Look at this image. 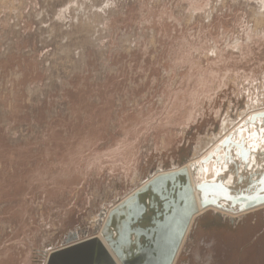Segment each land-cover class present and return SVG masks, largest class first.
Instances as JSON below:
<instances>
[{"label": "rangeland", "instance_id": "374dc122", "mask_svg": "<svg viewBox=\"0 0 264 264\" xmlns=\"http://www.w3.org/2000/svg\"><path fill=\"white\" fill-rule=\"evenodd\" d=\"M258 6L0 0V264L94 236L151 176L264 110ZM214 208L198 205L177 264H264V204Z\"/></svg>", "mask_w": 264, "mask_h": 264}, {"label": "water", "instance_id": "95a60500", "mask_svg": "<svg viewBox=\"0 0 264 264\" xmlns=\"http://www.w3.org/2000/svg\"><path fill=\"white\" fill-rule=\"evenodd\" d=\"M195 212L186 170L157 174L109 211L102 241L72 236L46 264H173Z\"/></svg>", "mask_w": 264, "mask_h": 264}, {"label": "bare ground", "instance_id": "6f19581e", "mask_svg": "<svg viewBox=\"0 0 264 264\" xmlns=\"http://www.w3.org/2000/svg\"><path fill=\"white\" fill-rule=\"evenodd\" d=\"M259 3L260 6L258 7L262 8L263 11L264 0H259ZM260 8H258V10ZM259 13L261 14V11ZM249 111L252 112L251 110ZM242 115L243 114L240 113L239 116L241 117ZM250 117L252 118L251 120H249ZM262 118H264V110L253 112L245 117L244 120L236 127L229 131L227 130V126L223 125L221 131L218 134V143H213V145L215 144L214 146H212L211 138L209 140L204 139L205 141H203L201 145L197 146L198 148L195 151L193 159L189 161L190 163L188 167L186 169L184 168L189 177L193 199L196 205V212L198 211V205H200V207L213 206L215 208L221 209L224 216L231 217L230 214L233 215V213L236 212H242L243 214L244 211L248 209L264 204V190H262L264 189V186H262L260 183L261 179H264V168L259 166L261 163H264V155L256 153L255 155L257 157V165L250 168L245 164L244 160L239 157L241 149L238 148L235 143V141L240 140L241 137L247 139L250 133L258 134V130L261 127H264V119ZM237 122L238 121H236V124ZM252 142V140H248L249 144ZM210 145L212 148H210ZM260 146L264 147V144H261ZM200 149H203V152L205 150V154L202 152L199 153L198 151ZM226 156L228 158V163L224 164ZM183 165L184 164L177 167L174 171L182 169ZM161 173L163 174L165 172H160V174ZM142 186L140 185L139 187ZM223 201L224 203L222 205L221 202ZM230 211L233 213H230ZM205 214L207 217L211 216L209 211H207ZM92 222L96 225L95 218ZM198 229L194 230L197 231ZM100 230L101 229H99L97 233L92 236V238L102 241ZM191 234H193V232ZM263 238L264 235H261L256 241L257 245L261 242L260 247L264 246ZM201 239L202 238L198 239V244L202 242H199ZM204 242L205 241L203 239V243ZM211 242H213V240H211ZM52 254H50L48 258ZM179 260L180 253H177L173 264H177V261Z\"/></svg>", "mask_w": 264, "mask_h": 264}, {"label": "snow or ice", "instance_id": "6c2138e0", "mask_svg": "<svg viewBox=\"0 0 264 264\" xmlns=\"http://www.w3.org/2000/svg\"><path fill=\"white\" fill-rule=\"evenodd\" d=\"M251 119L252 118L250 117L249 120ZM249 139L253 141L251 144L248 143ZM235 143L237 147L241 149L239 153V157L244 160L245 164L249 166L250 168L253 166H256L257 157L255 154L260 153L261 155H264V147L260 146L261 144H264V127H261L258 130V134L250 133L247 139H245L244 137H241V139L238 141H235ZM227 163H228V158L226 156L224 160V164H227ZM259 166L264 168V163H261ZM260 183L262 186H264V179H261Z\"/></svg>", "mask_w": 264, "mask_h": 264}]
</instances>
